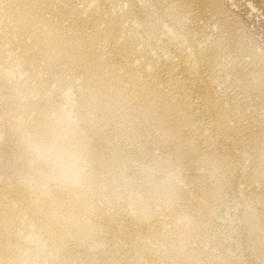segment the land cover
I'll use <instances>...</instances> for the list:
<instances>
[{
    "label": "rangeland",
    "instance_id": "374dc122",
    "mask_svg": "<svg viewBox=\"0 0 264 264\" xmlns=\"http://www.w3.org/2000/svg\"><path fill=\"white\" fill-rule=\"evenodd\" d=\"M0 1L2 4H0V10L7 7L6 3L8 2H5L6 0ZM157 1L158 3H156ZM162 2V0L161 3L160 0H145V3L149 5L144 7L146 10L144 8L142 9L140 5L136 6V9L139 7L137 9L138 11H135L137 17H133L134 20L133 18H130V20L134 22H131L133 25H130L131 23L129 19V22L126 21V28L131 27L129 29L130 41L133 38V41H131L133 44L131 45H134L133 48H135L136 53L139 55L142 51V56L140 55L141 58L137 54L139 56L137 65L141 66V64L147 62L145 58L146 55H151L149 58H152L154 61H159L160 59L159 62H162L161 59L165 58L164 56L168 54L167 52L172 54V51L174 50L173 42L175 41H180L181 43L184 42L182 44L185 45V48L187 45L189 54H195L194 57L191 55L189 57L191 59L185 63V65H187V63L189 65L192 62V57L193 59L195 58L197 54V51L195 52V50L198 48L196 49L195 46L192 47L188 44L189 42L186 43L188 37L194 38V42L197 39L198 42L195 44L200 43L202 39L204 42L208 39V45L216 41L215 39L222 38L221 44H225L223 46L225 48L223 53L225 58L222 56L223 58L221 59H224L223 61L228 60L229 63L232 61V63H234L235 61L237 67L241 68L235 69L236 71L239 70L241 77L235 70H231V68L230 70L233 72L230 74L228 68L227 71H229L227 72V75H230L229 78L227 75L225 76V73L220 80L217 79V81L214 79V82H212V86L208 91L214 104L216 103V107H214V109H216L213 110L211 109L213 107L208 108L203 106L200 99L195 98L191 105V112L189 113V116L191 115L190 117L193 118H190V121L188 122L186 120L181 121L180 118L176 117L175 113L165 114L162 112V109L151 110L149 116L150 121L148 117L146 118V116L139 115L138 109L136 108L131 109L132 113L130 118L132 120L129 118L125 119V117L116 112V110H109L103 105H98L97 108H95L96 111L92 110L88 106V108L85 107L86 105L82 103L83 99H81L78 94H72L74 93L72 89H69L70 92L69 90H64L65 92H68L67 94H69V96L70 93L72 94V96H70L71 98L62 90L66 89L67 86H71L68 82L74 80L72 83L76 82L78 84L79 81H84L83 76H81L82 74L77 68L62 67L65 65L64 63L63 65L62 63L56 64L55 66L57 67L48 66L46 68V64L42 60H38L39 64L36 62L35 66H33V63L32 65L30 64L32 67H37L36 69L31 68L28 63H24L18 59V52H21L22 49L19 47V44V46L17 45L18 39H13L11 40L12 42L9 41L10 43H7L9 48L8 45H6V48L8 49L7 51H10L9 55H7V52L3 55L5 58L0 57V62H2L0 63L1 69L6 66V68H9L11 65L9 69L13 67L14 69H12V71H15L14 73L11 72L8 75L9 77L6 76L4 79H0V202L3 205L5 204L19 209L22 201H25L29 195H34V193L38 191V193L40 192V194H44V196L47 195L48 198H53L52 200H55L57 204L60 203L59 205L61 206V204L63 205V203H65L70 197V189H75L79 183L78 179L68 170L69 162L57 154V151L52 144L45 145L40 142L39 145V142L35 139V141L32 142V137L31 140L28 135L21 136V134L15 130V125L19 121L17 119L21 118L20 116L26 108L25 97L19 92L27 87L35 89V87L40 88L41 86H44L43 88H48V91L58 92L60 90V95L67 96H61V99L59 98L60 101H53V104L51 102L48 103L46 107V109L49 110L48 114L50 113L51 118H55L54 120H60V118H64L65 115V117L70 119L69 121L72 125H76V127L80 126V131L78 129L79 136L88 144L84 151V155L86 157L88 155V157H91L85 165V170L88 173L96 172L98 174L94 173L97 176L96 178H98L96 180L98 182L100 181L99 183H103L104 187H107L106 189L104 188L101 190L100 193L103 200L105 199L104 201L108 206L107 209L109 213L107 214L109 217L108 220L101 218L103 219V223L107 225L106 227H108V235L106 238L107 244L109 243V245L114 246L119 240H122L119 239L121 236L125 234L130 235L135 229V226L133 225L134 222H131V218L128 215L133 212L132 210H134L136 206V198L140 194L139 197H146V200L148 201H155V199L166 200L172 204L173 209L175 210L174 215H178V219H180L179 217H182L183 219H187L188 222L192 221L190 223V226L193 223L191 226L192 228H189L192 232L194 231V233H186L185 231L182 235L180 230L176 232L174 236L170 235L169 237L171 239H169L170 243L173 242L171 243L173 246L176 247L177 245L182 244L184 246L186 245L185 247L189 249V257H186L189 259L187 260V263L189 261L190 264H194L196 260L194 256L198 255L200 258L198 257V262H195L197 264H222L223 261L225 264H233V262H238V260L242 264H264V251L262 250V252H260L263 257L259 253V257L256 256L255 258L252 256L251 247H249L250 244L256 242L255 240L262 242L259 238L264 240V0H182L183 3L180 2L176 8L174 7L172 8L173 10L167 12L166 7H164L165 3L163 4ZM150 3L152 4L153 9H151ZM118 8L124 10V8H128V5L126 4L125 6L124 4L122 7L118 6ZM118 8L116 7L115 9L119 11ZM154 8H156V10ZM157 12H159V15L156 14ZM148 15H152L153 17ZM2 16L4 17L5 14L0 11V27L3 26L0 29V32H4L6 27L9 29L14 23V20L11 24L9 18L6 16V18H3ZM149 19L152 21H149ZM67 20V17H62L59 21V24L63 23L62 25L60 24L62 27L64 25L63 29H66L67 26H69V20ZM6 21L10 23L11 26ZM149 22L150 24L153 22V25L156 22V26L154 25V28L153 25H150L148 31L146 25H148ZM180 23H182V25ZM69 28L70 27L65 31H68L67 34L72 35L73 32L72 30L70 31ZM187 28L188 30H185ZM189 29H192L190 32H194L193 35L195 36H190L191 33L188 32ZM88 30L89 29H87V31ZM162 30L165 31L162 32ZM183 31L184 33L182 34ZM171 32L173 34L175 33L174 36ZM186 32L188 33L186 34ZM161 34L164 35L163 37L166 39L163 38ZM131 35H133V37ZM177 35L179 38H177ZM168 36L173 42L168 41L170 40ZM180 38L182 39L180 40ZM173 39L176 40L174 41ZM203 41L201 42L203 43ZM13 42L15 43L12 44ZM170 43L172 46H170ZM14 46H17V48L15 49ZM18 47L19 50L17 51ZM12 53H15V55ZM163 54L164 56H162ZM227 55L228 57H226ZM118 58L120 59L118 60ZM118 58H116L117 60L114 59L115 61L113 60L109 64V67H112V65L114 66V70L115 67L116 69L118 68L115 72L120 70V63H123L122 60H124L125 57L120 55ZM228 58H230V61ZM14 59H16V61ZM3 61H5L6 65H4ZM142 61L145 62L143 63ZM14 62L16 65L13 64ZM228 62L225 61L226 64ZM115 63L117 64L116 66ZM8 64L10 65L8 66ZM54 67L56 69H54ZM112 69L113 68H111V70ZM114 70L112 71L114 72ZM181 70L182 68L179 67L178 72L183 75L184 72H181ZM240 70H242V72ZM234 73L236 76H234ZM63 76L67 80H65V78L63 79ZM110 76L111 75H109V78L107 77V79L113 81L114 78L112 76L110 78ZM243 76L246 78L243 79ZM74 77L76 78V81ZM60 78L64 81L62 82ZM237 79L238 81L242 80L243 82H238ZM107 81L108 80H106V82ZM62 83L65 86L68 83L66 88L65 86H62ZM107 83L110 84L109 81ZM241 83H246L245 85L250 83V90L253 89L254 92L251 94L244 93L243 95V90H241L240 86H237ZM247 94L248 97L246 96ZM243 96L245 97L243 98ZM234 97H236L237 100L236 98L234 99ZM238 98L244 103L242 107L235 105V102L239 101ZM68 103L69 105H67ZM70 105L73 107H70ZM79 105L82 106L80 107ZM68 107H70V109H68ZM75 108L77 111L78 109L79 111L82 109V114H86L85 116H88L87 118L92 120V122L90 120V125H92L90 128L89 126L81 124V117L75 114ZM226 109L229 114H231L229 116L231 119L228 118L227 121L229 120L228 124L232 127H229L230 129H228L227 132L221 131L222 134H220V136H222H218L219 141L217 140V143H215L216 146H214V153L215 155L217 154V163L220 165L222 164L221 166L231 167L233 172H235V177L233 176V180L230 181L231 184L225 187L226 190L225 188L224 191L222 190L219 199L215 200L214 198L207 196L208 199L205 200L206 192L209 191L210 193L214 186V179H208L207 174L204 172L202 173V170L199 171L200 169L198 170L196 168L194 165L195 161L191 160L192 157L189 158L187 149L189 150L190 145L194 143L201 149L204 146L203 150L205 151V145L201 143L204 141L203 138H201V134H203L205 130L210 131L213 126L212 124L214 123L213 121L218 119L217 117H219L220 111ZM73 110L74 112H72ZM132 110H136L134 113H138L137 116H139V118L135 117L136 115ZM232 113H237L236 115H239L240 118ZM171 115H175L174 117L176 118ZM18 116L20 118H18ZM185 123H188L189 126ZM132 124L137 126L136 128H133L135 129L134 131L133 129H129ZM197 127L200 129L198 128L197 130ZM245 128H248L249 130ZM199 131L200 134L195 133H199ZM201 149L199 150L201 151ZM203 150L201 152H203ZM70 151L75 152L77 151V148L73 146ZM187 158H189V160ZM223 163L225 165H223ZM197 172L201 173L198 174ZM162 178H164V180L166 179V187L158 185L159 180ZM133 194L136 195V197ZM207 206L210 208V211ZM157 208V213H155L157 216L156 218L159 219V217H161L162 219H160L164 220L170 217L167 213L170 209L168 210L167 208V211L166 208H162L161 206ZM159 209L162 210L159 211ZM212 211L213 213L209 214ZM159 212L161 213L159 214ZM247 214L251 215L250 218L254 220L252 221L255 222V225L257 226L255 227L257 228V231L255 228L253 230L254 232L256 231V233H251L252 230L250 231L245 222ZM252 214H254V216ZM182 218L179 221L182 222ZM188 218L190 219L188 220ZM163 226L164 225H161L158 229L162 232L166 231L164 232L165 234L169 233L167 231L168 227ZM187 234H190L191 236ZM256 235L258 237H256ZM249 237L253 238L251 239ZM247 245L249 246L247 247ZM128 252L132 253L133 250H128ZM154 257L156 258L154 255H147L145 257L146 259H144L145 261H148L149 264H156V261L159 263V258L157 257L155 259ZM46 264L57 263L48 261Z\"/></svg>",
    "mask_w": 264,
    "mask_h": 264
},
{
    "label": "bare ground",
    "instance_id": "6f19581e",
    "mask_svg": "<svg viewBox=\"0 0 264 264\" xmlns=\"http://www.w3.org/2000/svg\"><path fill=\"white\" fill-rule=\"evenodd\" d=\"M162 1L163 4L165 3V6L164 5L163 6L166 7V12L173 10L172 8L174 7L176 8V6H178L180 2H182V0H162ZM5 2H8L6 3L7 7L1 9L0 11L3 12L5 16L9 18V20H11V22L9 21L11 24L13 23L12 22L13 20L14 23L12 27H10L9 29H7L6 27L7 29L6 30L4 27L5 31L0 32V57L5 58V56L3 55L6 54L7 52H8L7 55H9L10 51H7L8 49L6 48L7 47L6 45H8L7 43L9 41L17 38L18 39L17 45L19 44L20 46L19 45L18 46L21 47L22 49L21 52H18L19 54L17 55V57L24 63H28L29 66L30 64L32 65V63L33 66H35L36 62L37 64H39L38 60H42L45 62L46 68L48 66L50 67L55 66L56 64L59 63H62V65L63 63L65 64L63 66L61 65L62 67H69L74 69L77 68V70L80 71L82 75L80 73L78 74L83 76L84 81L83 82L79 81L78 84L76 82L72 83L74 82V80L72 82H68L71 86L70 87L67 86L68 84L67 83L66 84L67 88L62 83L63 84L62 86L63 87L65 86L66 89H62V88L61 89L63 91L72 89L74 91V93L72 94L75 93L78 94L80 98L83 99L82 103L86 105L85 107L88 106L92 110H95V108H97L98 105H103L109 110H113V111L116 110V112L120 113L123 117H125V119L126 118L131 119L130 117L132 113L131 112L132 108L138 109L139 115L146 116V118L147 117L149 118L151 114L150 113L151 110L162 109L163 113L165 114L175 113L176 117L180 118L181 121L186 120L188 122L190 121L191 118L190 117L191 115L189 116V113L191 112V108H192L191 105L194 102L195 98L200 99L203 106H206L208 108L213 107L211 109L215 110L216 108L214 109V107H216L215 106L216 103L214 104L213 99H211L208 91L209 88L212 86L211 85L212 82H214V79L220 80L225 73L226 76L230 68L233 71L237 68L241 69L240 67H237L236 65L237 63L235 61L234 63H232L233 61L229 63L228 60H225L226 62H228L226 64L225 61H223L224 59H221L223 57L225 58V56H223L225 49L223 46L225 44L223 45L221 44L222 38L215 39L216 41L208 45L207 44L208 39L204 42L203 39L201 40L199 38L201 41H203V43L200 41V43L195 44L196 42H198L197 39L194 42V38L188 37V41L186 43L189 42L188 43L189 45H191L192 47L195 46L196 49L198 48L197 50H195V52L197 51V54L193 59L195 54H189V49H187V45L185 48V45L182 44L184 42L181 43L180 41H175L176 39L175 40L173 39L175 41L173 42L172 39L169 38L170 35L168 36V38L170 39L168 41L173 42L174 50L172 49L173 50L172 54L167 52L168 54L164 56L165 54L164 53L162 56H164L165 58L161 59L162 62H159L160 59L159 61H154L152 58H149L151 55L150 56L146 55L145 58L147 62L144 63L145 61L144 62L142 61L144 64L138 66L137 60L141 55L142 51L141 53L139 52L140 55L136 53L135 48H133L134 45H131L133 44V42H131L133 41V38L130 41L131 38H130L129 29L131 27L126 28L125 24H127L126 21L129 22L128 19L130 20V18L137 17L135 11L139 7L136 9V6L140 5L143 9L147 5V3H145V0H6ZM156 3H158V1ZM124 4L125 6L126 4L128 5L127 9L124 8L123 10L122 8L119 9L120 7L118 8V6L122 7ZM150 6L151 9H153L152 4ZM116 7L118 8L119 11L115 9ZM154 9L156 10V8ZM158 13L159 12H157L156 14ZM148 16H152V15H148ZM62 17L68 18L69 26H67V28L70 27L69 30L70 31L72 30L73 32V33L71 32L72 35L67 34L68 31L67 32L65 31L67 28L63 29L64 25L63 27L60 26L61 23L59 24V21L61 20ZM151 19H149V21ZM131 22L132 21L130 20V23ZM10 23L8 24L11 26ZM132 23L130 25H133ZM152 23L153 22H151V24L149 22L148 25L145 24L147 26L146 28L148 27L150 28V25H153ZM180 24L182 25V23ZM154 25L153 27L155 28L156 25L155 26ZM2 27H0V29ZM87 29L89 30L87 31ZM185 30H188V28ZM190 30L192 29H189L188 32H190ZM164 31L165 30H162V32ZM188 32H186V34ZM183 33L184 31L182 32V34ZM190 33L191 36L193 35L194 32L193 33L190 32ZM174 34L172 33L173 36ZM131 36L133 37V35ZM163 36L164 35H162V37ZM177 38H179L178 35ZM182 38H180V40ZM14 43L15 42H13L12 44ZM170 46H172V44ZM14 47L15 49L17 48V46ZM19 47L17 51L19 50ZM190 51L192 52L191 49ZM13 55H15V53ZM120 55H123L125 58L124 60H122L123 63H120L121 64L120 70L115 72L118 68L116 69L115 67L114 70V66L112 65L113 63L111 64L112 67H109L110 66L109 64L114 59L118 58ZM191 55H193L192 62L189 65L187 63L188 65L187 66L185 65V63L188 62L189 59H191L189 58ZM228 55L226 57H228ZM119 59L120 58H118V60ZM228 59L230 61V58ZM14 60L16 61V59ZM3 63L4 65H6L5 61H3ZM116 63L115 66L117 65ZM13 64H15V62ZM9 65L10 64H8V66ZM6 67L2 69L0 68L1 69L0 79H4V77L8 76L11 72L12 73L15 72L12 71V69H14L13 67L9 69L11 65L9 66V68ZM30 67L35 69L37 68L32 66ZM55 67L54 69H56ZM179 67L182 68L181 72H184L183 75L178 72ZM111 68H113L112 70H114V72L111 70ZM228 68L229 70L227 71ZM231 70H230V74L233 72V71L231 72ZM240 71L242 72V70ZM236 73L239 74L241 77L239 70L236 71ZM109 75H111L114 78L113 81L111 79L110 80L107 79V77L109 78ZM229 76L227 75L228 78ZM234 76H236L235 73ZM244 76L242 77L243 79L246 78ZM62 78L64 79L65 77L63 76ZM65 80L67 79L65 78ZM106 80H108L110 84L107 83L108 81L106 82ZM238 82H243V81L241 80ZM245 84L246 83H241L240 85H237L238 87L240 86L241 90H243L242 92L243 95L244 93H248V94L253 93L254 90L253 89L250 90L249 87L250 83L248 85ZM43 87L42 86L40 88L35 87V89L34 88L31 89L29 87L24 89L21 88L22 91L19 93H22V96L25 97L26 102L25 101L24 102L26 108L24 110L22 109L24 112L23 113L21 112L22 113V115L20 114L21 116L19 115L21 118L18 116V118H20L17 119L19 120L18 123L14 121L17 123L15 125L16 128L15 130L19 132L21 136L28 135L30 139L32 137L33 139V140L31 139L32 142L36 140L37 142H39L38 143L39 145L40 142L45 145L52 144V146L55 147L57 154H59L61 157H63V159L65 158V160L69 162V166H68L69 168L68 167L66 168H68L69 172H71L74 175V177L78 179L79 183L75 189L74 188L70 189L69 191L70 197L66 200L65 203H63V205L61 204V206L59 205L60 203L57 204L55 200L53 201L52 200L53 198L52 199L48 198L47 195L44 196V194H40V192L38 193V191H36L34 195H29V197L25 201H22V203L19 202L21 205L19 209L13 208L5 204L3 205L0 202V264H46L48 261H53L57 264H149L148 261H145L146 259L145 257L147 255H154L156 256V258L158 257L160 262L157 263L156 261V264H190L189 261L187 263V260H189L187 259L189 257V249L185 247L186 245L184 246L181 244L175 247L171 244L173 242L170 243L171 239L169 237L170 235L174 236V234L180 230H181L180 232H182V235L185 231L186 233H194V231L192 232V230L189 228L193 225V223L190 226V223L192 221L188 222L187 219H183L182 217H179L180 219H178V215L177 216L174 215L175 210L173 209L172 204H170L166 200L163 201L160 198H158L160 200L155 199V201H148L146 200V197L143 198L139 197L140 195L139 194L138 197L136 198V206L134 205L135 208L134 210H132L133 212L128 215L131 218V222L132 221L134 222L133 225L135 226V229L133 230V232H131L130 235L129 234L126 235L124 232L125 235L119 238L122 240H119V242L117 241L118 243L114 244V246H111L109 245V243L108 244L106 243V238L108 235L107 234L108 227H106L107 225L104 224L102 220L104 218L108 220L109 217L107 214L109 213L107 209L108 206L104 201L105 199L103 200L102 195H100V193L101 190H103L104 188L106 189L107 187H104L103 183H99L100 181L98 182L96 180L98 179L96 178L97 177L96 172H94L96 174H94L93 172L92 174L86 172L85 170V165L88 162V159L91 157H88L89 155L87 157L84 155L85 154L84 151L88 144L85 141H83V139L79 136L80 126L76 127V125L75 126L72 125V123L69 121L70 119L65 117V115L64 118H60L58 116L60 120L58 118H57L58 120H54L55 118H51V114L50 113H49L50 115L48 114L49 110H47L46 107L48 103L50 102L52 103L53 101L59 100V98L62 96L59 93L60 90L58 92L56 91L51 92L47 90L48 88L46 89ZM65 93L67 94L68 92ZM72 94L70 93V96H72ZM248 94L246 95L247 97ZM67 95L69 96V94ZM62 97H67V96L65 95ZM244 97L245 96H243V98ZM235 98L236 97H234V99ZM238 99L239 101L237 102L234 101L236 103L234 104L236 106L238 105V107H242L244 103L240 101V98ZM67 105H69V103ZM70 107L73 106L70 105ZM70 107H68V109H70ZM81 111L83 110L81 109ZM81 111H79V109L77 111L76 109L75 114L81 117L80 122L82 125L89 126L90 128V126H92L90 125L92 120L90 118L88 119L87 118L88 116L86 117L85 116L86 114L85 115L82 114ZM72 112H74V110ZM134 114L136 115L135 117L139 118V116H137L136 113ZM230 115L231 114H229L227 109L221 110L219 113V117H217L218 119L216 121H213L214 123L212 124L213 125L212 129L210 131L205 130V132L201 134L202 135L201 138H203L204 140L201 143L205 145V151L203 150L204 146L203 147L201 146L202 147L201 149L198 148L197 145L194 143L190 145L189 150L187 149L189 153V158L192 157L191 160L195 161L194 165L196 166V168L198 170L200 169L199 171L202 170V173L204 172L205 174H207L208 179L209 178H212V180L214 179V183H213L214 186L211 183L213 188L210 191V193L209 191L206 192L207 194L205 200L208 199L207 196L212 197L215 200L219 199L221 197L220 195L222 193V190L224 191V188L227 185L231 184L230 181L233 180V176L235 172H233L231 167L221 166L222 164L221 165L218 164L216 161L217 154L215 155L214 153V146H216L215 143H217V140L219 138L218 136L222 134L221 131L227 132L228 129H230L229 127H232L229 126L228 124L229 120L227 121V119L230 118L229 117ZM132 125L129 129H133L137 127L134 125L133 127ZM186 125H188V123ZM198 128L199 127H197V130ZM205 129H209V128H205ZM134 130L135 129H133V131ZM200 131L199 133L198 132L195 133L200 134ZM73 146L77 148V151L75 152L70 151V149H72ZM199 149H201V151L203 150V152H201ZM189 158L187 159L189 160ZM223 165L225 164L223 163ZM165 180L164 178L160 179L158 185L165 186L166 184ZM134 196L136 197V195ZM160 206L162 208H166V210L167 208L168 210L170 209V211L167 210L168 211L167 213L170 216L168 217L166 215L168 219L166 218L164 220H161L162 219L161 217H159V219L156 218L157 216L155 215V213H157L156 211L158 209L157 207ZM208 209L210 211V208ZM160 210L162 209H159V211ZM160 213L161 212H159V214ZM212 213L213 211L209 214ZM252 215L254 216V214ZM250 217L251 215L247 214L245 222L248 225L250 231L252 230L251 233H256L257 228L255 227L257 226L255 225V222H253L254 220L251 219ZM181 218H182V222L179 221L181 220ZM189 219L190 218H188V220ZM161 225L167 226L168 227L167 231L169 233L165 234L164 232L166 231L162 232L161 230H159L158 227H160ZM254 228L256 230L255 232L253 231ZM256 237L258 236L256 235ZM249 238L252 239L253 237H249ZM259 239L264 243L263 239L261 238ZM255 241L256 242H254V244L252 243L250 244V246L247 245V247L248 246L251 247L252 256L256 258V256H258L259 253L262 252V250L264 251L263 249L264 244L262 242H258L257 240ZM128 250L129 251L133 250V252L129 253ZM198 257H199L198 255L194 256V258H196L195 262L196 261L198 262ZM195 262L194 264H197ZM222 264H225V262L223 261ZM233 264H242V263L238 260V262L235 263L233 262Z\"/></svg>",
    "mask_w": 264,
    "mask_h": 264
}]
</instances>
